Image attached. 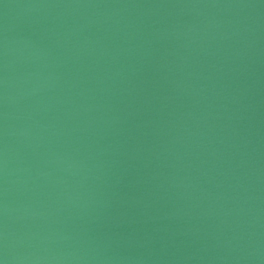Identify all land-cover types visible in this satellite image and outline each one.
<instances>
[{
	"label": "water",
	"instance_id": "1",
	"mask_svg": "<svg viewBox=\"0 0 264 264\" xmlns=\"http://www.w3.org/2000/svg\"><path fill=\"white\" fill-rule=\"evenodd\" d=\"M0 264H264V0H0Z\"/></svg>",
	"mask_w": 264,
	"mask_h": 264
}]
</instances>
